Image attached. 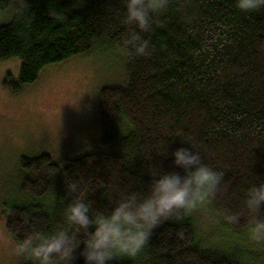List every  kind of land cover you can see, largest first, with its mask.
<instances>
[{
	"label": "trees",
	"instance_id": "1",
	"mask_svg": "<svg viewBox=\"0 0 264 264\" xmlns=\"http://www.w3.org/2000/svg\"><path fill=\"white\" fill-rule=\"evenodd\" d=\"M124 11L123 0H0L8 16L0 25V63L20 62L17 76L2 83L9 94L35 83L46 67L102 46L122 54L126 72L124 85L99 91V139L88 153L64 163L43 153L19 159L17 197L0 211L14 243L61 226L73 179L82 197L105 209L128 191L144 193L151 168L183 175L171 153L190 148L185 141L223 173L207 203L222 236L248 232L247 214L232 225L223 213L239 211L250 185L264 181V9L241 13L235 0H169L154 31L143 34L151 43L144 57L129 56L122 45ZM164 145L168 155H157ZM74 255L73 264H84L80 249ZM113 264L250 263L237 248L201 242L192 212L162 223L138 257Z\"/></svg>",
	"mask_w": 264,
	"mask_h": 264
},
{
	"label": "clouds",
	"instance_id": "2",
	"mask_svg": "<svg viewBox=\"0 0 264 264\" xmlns=\"http://www.w3.org/2000/svg\"><path fill=\"white\" fill-rule=\"evenodd\" d=\"M126 26L122 45L129 56L151 54V43L143 34L154 31L158 17L163 15L169 0H123ZM241 13L264 9V0H235ZM185 141V140H184ZM190 148L171 153L174 168L183 171H162L151 168V183L144 193L128 191L110 208L97 209L82 197L79 179L66 183L67 197L61 213V226L49 232L30 231L16 242L10 254L26 264H73L80 249L84 264H113L138 257L149 244L153 232L164 222H179L194 210L214 199L223 173L204 162L194 141H185ZM157 155L167 156L164 145ZM65 197L64 199H67ZM249 217L248 237L256 245H264V181L250 185L239 211L225 210L227 224L240 223ZM81 245L83 247L81 248Z\"/></svg>",
	"mask_w": 264,
	"mask_h": 264
},
{
	"label": "rangeland",
	"instance_id": "3",
	"mask_svg": "<svg viewBox=\"0 0 264 264\" xmlns=\"http://www.w3.org/2000/svg\"><path fill=\"white\" fill-rule=\"evenodd\" d=\"M7 20V13H0V25ZM19 66L17 60L0 63V211L3 203L17 197L19 159L43 153L64 163L88 153L99 139V91L126 83L122 54L112 47L48 66L35 83L11 95L2 83L8 74L16 77ZM193 216L201 242L237 248L250 264H264V245L251 242L248 232L222 236L219 219L208 204L194 210ZM14 244L0 213V264H26L10 254Z\"/></svg>",
	"mask_w": 264,
	"mask_h": 264
}]
</instances>
